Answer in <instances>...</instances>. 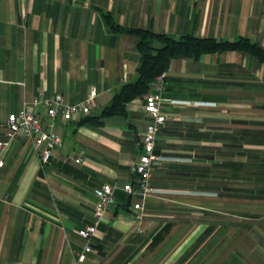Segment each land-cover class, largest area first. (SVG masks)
I'll list each match as a JSON object with an SVG mask.
<instances>
[{"label": "crops", "instance_id": "crops-1", "mask_svg": "<svg viewBox=\"0 0 264 264\" xmlns=\"http://www.w3.org/2000/svg\"><path fill=\"white\" fill-rule=\"evenodd\" d=\"M107 14L126 28L242 36L264 48V0H0V140L7 116L40 90L69 104L94 92L88 115L56 121L62 145L49 163L21 136L3 152L0 264H264V64L236 51L170 61L156 91L162 165L142 200L123 185L134 181L144 95L125 117L81 121L138 77L137 37L111 30ZM105 183L116 186V203L84 239L78 230L96 222Z\"/></svg>", "mask_w": 264, "mask_h": 264}, {"label": "built area", "instance_id": "built-area-1", "mask_svg": "<svg viewBox=\"0 0 264 264\" xmlns=\"http://www.w3.org/2000/svg\"><path fill=\"white\" fill-rule=\"evenodd\" d=\"M152 90L143 97V111L148 116V121L141 131V149L134 159L133 172L134 181L123 185V189L131 196L139 197L142 200L154 192L150 183L153 169L159 166L160 157L155 153L156 135L165 123L166 114L162 110L163 98L156 94V91L163 89L164 77L159 75L151 84ZM94 92L74 104L67 103L60 94L47 96L43 90L29 101H23L20 109L7 116L5 126L7 128V139L0 140V167L3 166V152L10 145L11 141L21 136L30 141L33 150L37 154L41 165L50 162L52 150L62 145V137L56 130V121L69 122L88 115L92 107ZM85 158L84 150H79L74 155V160L81 163ZM115 185L105 183L101 186L96 195L94 214L96 222L78 230V234L89 240L95 233L97 224L101 221L109 208L115 203ZM135 209H142L141 202L133 203ZM142 232V229H138ZM90 250V245L84 247V251L78 255L83 260L84 252Z\"/></svg>", "mask_w": 264, "mask_h": 264}, {"label": "trees", "instance_id": "trees-1", "mask_svg": "<svg viewBox=\"0 0 264 264\" xmlns=\"http://www.w3.org/2000/svg\"><path fill=\"white\" fill-rule=\"evenodd\" d=\"M105 21L113 31L128 32L136 35V46L140 63L137 68L138 77L134 82L122 85L99 115L87 116L81 120L97 126L103 125L105 120L109 118L125 117L127 115V103L148 93L151 84L159 75L165 72L170 61L174 58L198 59L204 54L236 51L249 54L264 64V48L246 37L241 36L234 40H223L210 36H170L145 28L123 27L113 22L108 14L105 15ZM157 152L156 146L155 153ZM164 231L163 229L155 239L162 238Z\"/></svg>", "mask_w": 264, "mask_h": 264}, {"label": "rangeland", "instance_id": "rangeland-1", "mask_svg": "<svg viewBox=\"0 0 264 264\" xmlns=\"http://www.w3.org/2000/svg\"><path fill=\"white\" fill-rule=\"evenodd\" d=\"M181 133L184 134V132H181ZM178 138H181V137L179 136ZM162 160H163V159H162ZM178 161H179V160H178ZM169 162H170V161L166 160L164 166H167V164H168ZM182 163H183V162H182ZM161 165H162V164H160V166H159L158 168H160ZM162 168H163V167H162ZM167 168H168V167H167ZM177 182H178V183H181V182H183V181H177ZM159 234H160V233H158L156 236H158ZM156 236H155V237H156ZM155 237H154V241H160V240L163 238V237H162V238H156V239H155ZM155 243H156V242H155Z\"/></svg>", "mask_w": 264, "mask_h": 264}]
</instances>
